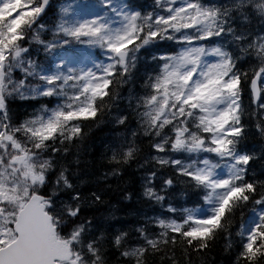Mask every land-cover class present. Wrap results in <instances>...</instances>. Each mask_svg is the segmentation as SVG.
<instances>
[{"label": "snow or ice", "instance_id": "snow-or-ice-1", "mask_svg": "<svg viewBox=\"0 0 264 264\" xmlns=\"http://www.w3.org/2000/svg\"><path fill=\"white\" fill-rule=\"evenodd\" d=\"M0 264H264V0H0Z\"/></svg>", "mask_w": 264, "mask_h": 264}]
</instances>
